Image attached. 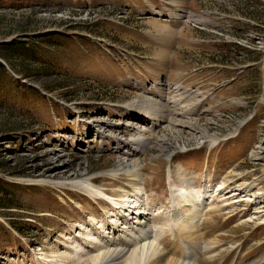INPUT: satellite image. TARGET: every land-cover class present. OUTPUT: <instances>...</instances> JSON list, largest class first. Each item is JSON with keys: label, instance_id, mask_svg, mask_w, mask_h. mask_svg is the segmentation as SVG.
Instances as JSON below:
<instances>
[{"label": "rangeland", "instance_id": "obj_1", "mask_svg": "<svg viewBox=\"0 0 264 264\" xmlns=\"http://www.w3.org/2000/svg\"><path fill=\"white\" fill-rule=\"evenodd\" d=\"M56 1L0 0V45L34 44L41 61L0 58L14 83L0 86V264H91L125 223L75 184L116 204L134 171L153 232L135 249H173L179 227L162 222L185 174L210 187L200 244L222 238L202 264H264V0ZM53 31L64 37L38 39ZM53 52L58 63L43 66ZM136 140L147 145L132 168ZM76 242L85 256L67 259ZM132 249L104 264H126Z\"/></svg>", "mask_w": 264, "mask_h": 264}, {"label": "bare ground", "instance_id": "obj_2", "mask_svg": "<svg viewBox=\"0 0 264 264\" xmlns=\"http://www.w3.org/2000/svg\"><path fill=\"white\" fill-rule=\"evenodd\" d=\"M100 128L103 126H99ZM118 147L121 148L124 143L122 141L117 142ZM131 146L129 149V154L125 155V163L128 164V166H131L132 168L136 164L133 159L131 158L130 161H126L134 155L136 152L137 146H141L143 148L146 147L147 143L140 140L132 141ZM116 145V146H117ZM128 146L125 147L127 149ZM132 163V164H131ZM132 168L130 170H132ZM57 172H64V169L58 168ZM135 175L133 176V180L130 183V186L132 187V190L126 191L123 190L124 188H120L118 192L122 194L131 195L128 197L119 196L118 200L120 199V203H116L115 207L116 209H112L110 212L107 211V216L116 217L113 222L117 223V219L121 220L120 217H123V211H126V208L131 211L126 215L128 217V220H131L130 222L126 220L125 223V232L121 235V238L119 241L113 245H106L104 243L99 244L100 245V251L101 253L96 258L92 259L91 264H104L106 259H112L111 261H118L122 259L132 247V251L127 256V263L126 264H202L201 257L203 255L208 257L209 262L215 261V256L218 253V246L221 245L220 241L221 237H216L213 240L211 239L209 242H205L203 244L201 241H204L206 236L200 235L198 231V224L197 219L200 215L205 214L204 209L206 208L205 202L207 201V198L209 197L210 193L207 191L210 189V187H202L200 189L197 188V186L194 184L193 177H188L185 174H181L179 176V180L183 181L184 184L177 185L175 187L174 184L171 183V198H172V210L166 214L165 216L169 219L168 221H163V224H176L174 226H178L179 230L174 232V238L172 241L171 246L173 249H170V245L165 241L161 242V250L158 251V248L154 247L153 244H146L144 246H141L137 249H135V245L138 243L145 242L146 240L149 241L152 238V230L147 229L146 221H141L142 215L147 214L145 212L144 208H142L141 203V191L138 188H133V185H135V182L139 177L140 173L139 171H134ZM209 177H207L208 179ZM83 181H77L76 186L83 187L82 189L85 190L87 193H90L93 197H97V199L100 200L101 203L108 204L107 201H105L102 197H108L103 192H93V188L95 187L93 185L94 182L88 181V179L80 178ZM144 180V179H142ZM138 182V181H136ZM141 184V183H140ZM139 183L137 185L141 186ZM226 184H222V187H225ZM144 187H145V180H144ZM78 188V187H77ZM175 188V189H174ZM240 190H243L240 188ZM133 192V193H132ZM134 194V196H132ZM238 195V194H235ZM240 195V194H239ZM132 197V198H131ZM133 197H135L133 199ZM110 201L114 202L116 199L113 197H108ZM229 204L226 205V207ZM178 211V212H176ZM136 216V217H135ZM141 216V217H139ZM220 217V216H219ZM214 219V218H213ZM231 219V218H230ZM146 220V219H145ZM135 221L137 223H135ZM162 221V220H161ZM131 222L135 225L132 226ZM85 226H82V229H84ZM120 227H116L115 225L111 228V230L116 229L119 230ZM198 228V229H197ZM110 230V231H111ZM84 231L87 232V234L90 235V238H87V234L84 233L83 240L86 239L88 241H93L94 239L91 235L90 229H84ZM108 233L109 235V232ZM101 232V235L106 236V239H109L105 232ZM200 241L197 242L198 236ZM224 238V237H223ZM105 240V239H103ZM109 241L105 242L108 243ZM74 243V242H73ZM73 243H71L73 245ZM110 243V242H109ZM94 244V243H90ZM73 252L69 253V256L67 259L71 258H80L84 257L83 255L86 251L83 247V245L80 242H76L74 245ZM204 246V247H203ZM225 246V245H224ZM135 247V248H134ZM221 248V247H220ZM225 248V247H224ZM223 249V248H222ZM62 258V257H60ZM51 263V262H50ZM52 263H54L52 261ZM56 263V262H55ZM57 264H63L62 261L57 262Z\"/></svg>", "mask_w": 264, "mask_h": 264}, {"label": "trees", "instance_id": "obj_3", "mask_svg": "<svg viewBox=\"0 0 264 264\" xmlns=\"http://www.w3.org/2000/svg\"><path fill=\"white\" fill-rule=\"evenodd\" d=\"M38 3H44L47 4L46 6H49L51 4H56V0H38ZM64 37V34L58 31H53L49 32L47 34H44L43 36L39 37V40H42V43L46 45H52V43H57L58 40ZM38 46V45H37ZM36 45H31L30 43H27L26 41H13L11 43H5L0 45V58L5 61V62H12L11 56L13 52H17L19 55H24V57L32 58L39 60L41 63L40 59H38L37 51L38 49L35 48ZM42 49V47L40 48ZM56 53H49L44 55L42 58V64L43 66L46 67V65H56L58 63V59L55 57ZM17 83V82H15ZM13 80L11 77L8 76L7 74V69L6 66L0 62V86L1 88L12 85ZM3 190L0 188V197H3ZM3 201L2 199H0Z\"/></svg>", "mask_w": 264, "mask_h": 264}, {"label": "water", "instance_id": "obj_4", "mask_svg": "<svg viewBox=\"0 0 264 264\" xmlns=\"http://www.w3.org/2000/svg\"><path fill=\"white\" fill-rule=\"evenodd\" d=\"M1 62V61H0Z\"/></svg>", "mask_w": 264, "mask_h": 264}]
</instances>
